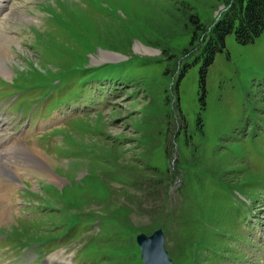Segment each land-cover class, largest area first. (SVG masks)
<instances>
[{
  "label": "rangeland",
  "instance_id": "obj_1",
  "mask_svg": "<svg viewBox=\"0 0 264 264\" xmlns=\"http://www.w3.org/2000/svg\"><path fill=\"white\" fill-rule=\"evenodd\" d=\"M230 1L0 0V264H144L157 230L264 264V32L204 66Z\"/></svg>",
  "mask_w": 264,
  "mask_h": 264
},
{
  "label": "trees",
  "instance_id": "obj_2",
  "mask_svg": "<svg viewBox=\"0 0 264 264\" xmlns=\"http://www.w3.org/2000/svg\"><path fill=\"white\" fill-rule=\"evenodd\" d=\"M227 6L207 35L205 47L207 54L204 66L212 62L216 51H222L225 37L229 33H234L238 43L247 44L253 42L264 32V0H231ZM189 20L194 24L196 33L201 30L202 25L195 11L189 15ZM204 75L205 69L203 68L201 69L202 85H204ZM203 98L204 93L201 99Z\"/></svg>",
  "mask_w": 264,
  "mask_h": 264
},
{
  "label": "water",
  "instance_id": "obj_3",
  "mask_svg": "<svg viewBox=\"0 0 264 264\" xmlns=\"http://www.w3.org/2000/svg\"><path fill=\"white\" fill-rule=\"evenodd\" d=\"M144 264H171L164 248V236L157 230L150 236L139 235L136 239Z\"/></svg>",
  "mask_w": 264,
  "mask_h": 264
},
{
  "label": "bare ground",
  "instance_id": "obj_4",
  "mask_svg": "<svg viewBox=\"0 0 264 264\" xmlns=\"http://www.w3.org/2000/svg\"><path fill=\"white\" fill-rule=\"evenodd\" d=\"M12 146V145H11ZM17 150V149H16ZM36 153H38V152H36ZM5 159H7L6 157H5ZM12 160V159H11ZM10 160V161H11ZM11 163H12V161H11ZM20 165V164H19ZM11 169V168H10ZM10 169L9 168H4V170H7V171H9V172H11L12 174H14V172H12V170L10 171ZM14 169V168H13ZM15 171V170H14ZM10 188V187H9ZM1 189V191H3V192H1L0 193V205H2V208L3 207H6V203H5V201H7V200H5V198L7 197V195H5L4 193L5 192H7V191H9L10 189H8V188H6V187H3V188H0ZM8 205V204H7ZM9 206V205H8ZM9 216H10V214H8L7 212H6V210H5V208H3V209H1L0 208V224H3L4 222H7L8 221V219H9ZM9 225V224H8Z\"/></svg>",
  "mask_w": 264,
  "mask_h": 264
}]
</instances>
